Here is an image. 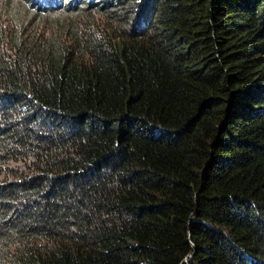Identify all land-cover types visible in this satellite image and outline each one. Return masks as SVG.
Masks as SVG:
<instances>
[{
	"label": "trees",
	"instance_id": "16d2710c",
	"mask_svg": "<svg viewBox=\"0 0 264 264\" xmlns=\"http://www.w3.org/2000/svg\"><path fill=\"white\" fill-rule=\"evenodd\" d=\"M0 264H264V0H0Z\"/></svg>",
	"mask_w": 264,
	"mask_h": 264
},
{
	"label": "rangeland",
	"instance_id": "374dc122",
	"mask_svg": "<svg viewBox=\"0 0 264 264\" xmlns=\"http://www.w3.org/2000/svg\"><path fill=\"white\" fill-rule=\"evenodd\" d=\"M65 16H63V17H67V15L66 14H64ZM95 18H96V20H102L103 22H105L101 17H99L98 15H95ZM81 21H77V23H76V29L77 30H80L81 28H82V23H80ZM42 24H44V23H42ZM42 27H45V28H43L44 30L42 31L44 34H46V35H50V33L52 32V30L51 29H53V27H46L45 25H43ZM42 29V28H41ZM59 32V31H58ZM61 36V35H60ZM63 36V35H62ZM62 36H61V38H62ZM65 40L66 41H69L70 39L67 37V36H65Z\"/></svg>",
	"mask_w": 264,
	"mask_h": 264
},
{
	"label": "water",
	"instance_id": "95a60500",
	"mask_svg": "<svg viewBox=\"0 0 264 264\" xmlns=\"http://www.w3.org/2000/svg\"><path fill=\"white\" fill-rule=\"evenodd\" d=\"M190 255H191V253L190 254H188L185 258H184V260L187 262V260L190 258Z\"/></svg>",
	"mask_w": 264,
	"mask_h": 264
}]
</instances>
